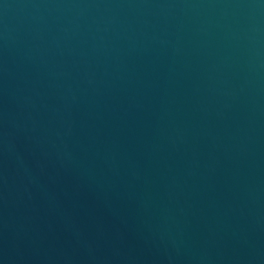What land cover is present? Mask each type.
<instances>
[{
    "label": "water",
    "instance_id": "1",
    "mask_svg": "<svg viewBox=\"0 0 264 264\" xmlns=\"http://www.w3.org/2000/svg\"><path fill=\"white\" fill-rule=\"evenodd\" d=\"M0 264H264V0H0Z\"/></svg>",
    "mask_w": 264,
    "mask_h": 264
}]
</instances>
